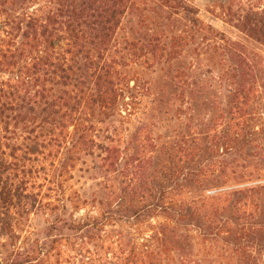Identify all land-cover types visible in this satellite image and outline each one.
Here are the masks:
<instances>
[{"label":"trees","instance_id":"trees-1","mask_svg":"<svg viewBox=\"0 0 264 264\" xmlns=\"http://www.w3.org/2000/svg\"><path fill=\"white\" fill-rule=\"evenodd\" d=\"M0 1L21 10L0 38L3 264H264V10L229 6L232 40L193 0ZM96 150L105 193L65 218L50 195ZM34 205L56 219L20 251Z\"/></svg>","mask_w":264,"mask_h":264},{"label":"rangeland","instance_id":"rangeland-1","mask_svg":"<svg viewBox=\"0 0 264 264\" xmlns=\"http://www.w3.org/2000/svg\"><path fill=\"white\" fill-rule=\"evenodd\" d=\"M1 2V1H0ZM234 2H236L237 7L241 4L243 9H251L252 6H257L261 10H264V0H193L194 6L197 8L199 12V17L206 23L211 25L216 31L225 34L228 38L232 40H242L244 36L240 33V31L235 27L234 23L230 22V17L227 15L226 9L231 6ZM45 4L44 1H32L26 7L27 9H31V12L39 8L38 6H43ZM236 6V5H235ZM236 7V8H237ZM11 5H1L0 3V38L4 35L3 23L6 22L8 18V14H14V16H18L21 12L19 8L16 10H11ZM10 78L9 75L0 73V81H7ZM149 99H145L142 102V106L136 105L130 108L133 116H131L132 122L125 125V128L131 127L132 131L134 130V125L137 124L138 116L141 118L144 117L146 112L150 109L148 107ZM138 115V116H136ZM121 130L118 133L120 136ZM127 134V133H126ZM101 155L100 150H96V154L92 156H86L79 164L77 170L74 172V177L71 181L67 182L65 186V191H58L51 193V198L54 204H59L60 206H67V209L62 210L61 216L65 218H69L70 215H75V218L81 219L85 215V211L76 212L68 202L69 196L73 193V191H78L82 198L88 200L90 202L100 200V197L105 193L104 188L102 187V183L105 182L102 173L99 169V159L98 156ZM122 183L121 180L119 182ZM264 183V182H259ZM48 185L43 186L41 189L42 194L47 190ZM227 190V189H226ZM218 191V190H217ZM219 192V191H218ZM214 195V191H210L206 193V196ZM118 202L116 206L119 204ZM35 207V205H34ZM33 208V206H32ZM31 208V214L28 217H25L24 222L20 226V231L18 234V240H15L16 246L20 251L24 250L28 246V240L34 241L44 240L45 231L51 225V223L56 219V217L49 215L46 213L44 209L39 208L37 205L35 208ZM91 210V206L87 207V211ZM159 219L155 220L153 224H156ZM147 225V222L143 223V227ZM132 225H129L127 222L120 219V215L117 216V220L113 225L107 228L108 232L116 233L119 231L125 230L127 233L132 231ZM149 231V230H148ZM141 237V236H140ZM8 238L2 236L0 233V264H3L2 258L4 250L1 245L4 242H7ZM194 245H196V252H228L223 249V243L216 245L213 244L209 247H205L202 242L198 238L195 239ZM216 258L215 261L223 262L221 264H228V261L225 258L217 256V253L214 255Z\"/></svg>","mask_w":264,"mask_h":264}]
</instances>
